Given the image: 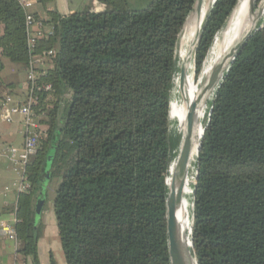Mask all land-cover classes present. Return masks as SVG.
I'll return each mask as SVG.
<instances>
[{
  "label": "trees",
  "instance_id": "obj_1",
  "mask_svg": "<svg viewBox=\"0 0 264 264\" xmlns=\"http://www.w3.org/2000/svg\"><path fill=\"white\" fill-rule=\"evenodd\" d=\"M96 1L104 12L49 14L55 35L40 49L57 52L48 79L55 94L42 98L48 130L28 165L31 191L18 198L19 254L40 264L36 199L52 156L67 264H170L167 180L180 146L170 134L171 93L197 0ZM238 2L216 0L209 12L195 52L197 78ZM0 28L1 75L3 58L30 60L19 0H0ZM211 109L197 157L192 254L198 264H264V29L238 54Z\"/></svg>",
  "mask_w": 264,
  "mask_h": 264
},
{
  "label": "built area",
  "instance_id": "obj_2",
  "mask_svg": "<svg viewBox=\"0 0 264 264\" xmlns=\"http://www.w3.org/2000/svg\"><path fill=\"white\" fill-rule=\"evenodd\" d=\"M36 0H19L26 15L27 47L30 60L25 66V99L17 102L9 96L0 102L2 122L14 123L17 119L22 125L24 141L20 147L6 146L0 149V158H5L12 171L17 175V194H29L32 183L28 175V165L40 149L42 137L48 129V117L40 110L42 98L50 99L55 94L53 83L49 82L50 72L54 68L57 52L55 49H40L41 42L50 41L55 35V25L49 19H36L29 9ZM218 37V36H217ZM215 38V40L217 39ZM214 40V42H215ZM18 199L11 221L0 222V236L7 237L15 244V264H26L19 254L21 246L15 226L20 223L17 217Z\"/></svg>",
  "mask_w": 264,
  "mask_h": 264
},
{
  "label": "bare ground",
  "instance_id": "obj_3",
  "mask_svg": "<svg viewBox=\"0 0 264 264\" xmlns=\"http://www.w3.org/2000/svg\"><path fill=\"white\" fill-rule=\"evenodd\" d=\"M213 1L214 0H210L208 8H206V6L204 5L201 12L193 13L188 19V23L186 22L187 25L185 24L186 35L185 37H183V42L181 40L182 37L180 38L178 46V56L176 54L177 61L178 57L179 60L180 58L183 60L184 63L182 67L185 70V78L183 83L180 76L177 80V94L181 96V100L180 102L171 101L172 103L170 104V122L177 123V133L182 135L181 141L184 139L186 134L187 115L189 108L195 103L198 104L197 125L195 127L193 137V149L189 160L187 177L183 191V198L177 214V224L180 234L183 240L188 242L190 241L189 235H191L192 219L189 211L190 205L186 202V198L193 196L191 182L192 175L189 169L192 168V166L197 161L198 149L202 141V136L204 133V124L207 118V108L212 96V92L206 90L208 79L212 70L216 66H218L221 61H223L229 56L230 52L232 51L234 46L239 42L241 37L251 28L254 20V15L252 14V12H247L249 0H240L233 14L228 20L225 30L220 33L219 36L217 35L218 37L213 43V46L210 49L209 54L205 60L202 75L197 80L196 74L194 73L195 67H193V65H191L190 63V53L193 52V47L200 32V27L207 11L211 8ZM259 6H261V9H264V0L255 2V10H257ZM182 47L185 49L182 50ZM178 64L180 65L179 61ZM177 74L178 71L176 72V75ZM176 75L174 77V81ZM172 95L173 92L171 93V97ZM176 162L177 161H175L171 167V173H173L175 170ZM192 170L194 175L195 168H193ZM171 180L172 179L170 176L167 180L169 185L171 184ZM193 264H195V262H193Z\"/></svg>",
  "mask_w": 264,
  "mask_h": 264
},
{
  "label": "water",
  "instance_id": "obj_4",
  "mask_svg": "<svg viewBox=\"0 0 264 264\" xmlns=\"http://www.w3.org/2000/svg\"><path fill=\"white\" fill-rule=\"evenodd\" d=\"M256 1L258 2L260 0H249L248 2L247 12L248 11L252 12V14L254 15V20H253V24L251 28L241 37L239 42L234 46V48L230 52L229 56L225 58L223 61H221L219 65L216 66L212 70L209 76L206 90L209 92H212V94L216 92L218 88L220 87L221 83L224 80L225 74L229 71L231 65L235 62L238 54L242 51V49L248 44V42L251 40V38L256 33L264 29V16H263L264 9H261V6H259L258 9L255 10ZM215 2L216 0L213 1L211 8L207 11L204 17V20L200 28V32L198 34L197 40L193 47L194 53L196 52L197 46L201 39V33L203 30L204 22L209 12L215 5ZM209 3H210V0H197L190 16L195 12H198V13L201 12L204 5L206 6V8H208ZM190 16L188 17V19L190 18ZM225 28L222 30V32L225 30ZM193 52H192V55H193ZM180 77L183 83L184 78H185V70L183 67H180ZM197 112H198V104L195 103L190 106L189 111H188L186 134H185L184 139L182 141L180 140L179 155L176 158L177 162H176L175 170L173 173L170 172V176L172 179L171 184L169 185L167 181L169 194L167 198V217L166 219H167L168 251H169L170 264H193V262H195V264H198L196 258L192 254V250H191L193 248L192 241L190 240L188 242V241L183 240L180 234L179 228H178V224H177V214H178V210L180 208L182 198H183V191H184L185 181L187 177L189 160H190L192 149H193V137H194L195 127L197 125ZM211 112H212V109H210L209 114H208V122L210 120ZM204 132H205V127H204ZM203 136H204V133H203ZM57 141H58V138H56L53 143L54 148H55ZM200 151H201V143L198 149L197 157ZM51 159H52V156H49L47 167L42 175L44 183L37 190L38 195H37V200H36V222L39 221V218L42 212L43 204L45 201L46 186L51 180V176H50ZM197 177H198V166L196 169V180H197ZM193 207H194V204H193ZM191 233H192V227H191ZM188 245H191V246H188Z\"/></svg>",
  "mask_w": 264,
  "mask_h": 264
},
{
  "label": "crops",
  "instance_id": "obj_5",
  "mask_svg": "<svg viewBox=\"0 0 264 264\" xmlns=\"http://www.w3.org/2000/svg\"><path fill=\"white\" fill-rule=\"evenodd\" d=\"M105 9L106 7L98 3L96 0H55L54 3H49L47 5L38 3V0H36L34 2L33 7L29 9V12L33 15H37L39 19H51L49 14L52 12H55L62 16H67L85 10L101 13L104 12ZM0 34H3V30L1 28H0ZM24 77L25 80L19 88H17L14 84H11L6 87L7 93L9 94L13 93L15 100L18 102H23L25 99V91H24V85L26 81L25 66H24ZM2 88H3V84L2 81L0 80V91L2 90ZM2 100L3 98L0 95V102ZM12 124L14 125L16 124V126L13 127L11 126ZM12 124H9L10 126H5L4 122H0V149L5 146L20 147L24 141L22 134V125L19 119H17ZM0 166H2L4 170L0 172V178H1L0 180L3 179L5 180V178L8 177V173H14L10 168L8 161L5 158H0ZM11 179L12 178L10 176L8 180L11 181ZM16 183H17V175H16V179H13L9 183V185H6L1 193V195L3 194L2 196L4 200L2 203H0V222L11 221L13 215L12 211L18 199ZM53 231H54V235H56V230L54 228ZM43 234L45 235V232H43ZM43 234L38 242L39 260H40V264H50V257L53 251L51 250L50 240L47 237L43 236ZM64 259L65 256L59 257V263L57 262V264H67L66 259L65 260ZM0 264H15V244L11 242L7 237H1V236H0ZM27 264H33V263L29 261Z\"/></svg>",
  "mask_w": 264,
  "mask_h": 264
},
{
  "label": "rangeland",
  "instance_id": "obj_6",
  "mask_svg": "<svg viewBox=\"0 0 264 264\" xmlns=\"http://www.w3.org/2000/svg\"><path fill=\"white\" fill-rule=\"evenodd\" d=\"M185 30H186V27H185L184 31L182 32V36H181L182 37L181 38L182 42H183V37H185V35H186V31ZM178 46H179V44H178ZM184 49L185 48L182 47V50H184ZM190 54H191L190 63H191V65H193V67H195V55H194L195 53L193 52V55H192V53H190ZM177 56H178V48H177ZM178 61H179L180 65L178 64ZM178 61H177L178 69H180V66L182 67L184 62H183V60L181 58L179 60V57H178ZM3 63H4V71L2 72V74L0 76V80L2 81V84H3V88L0 91V95H1V97L3 99L6 98V97H9V96L14 98V94L13 93L12 94L7 93L6 87L11 85V84H14L17 88H19L22 85V83L25 80V77H24V65L18 64V63H14V62L10 61L7 58H3ZM194 73L196 74L195 68H194ZM201 75H202V73H201ZM179 76H180V73H179V70H178V74L176 75V78H175V81H174V89L172 91L173 92V95L171 97V101L172 102H180V100H181V96L177 94V92H178V82H177V80H178ZM199 78L196 77L197 80ZM215 93L216 92H214L212 94V96H211V99H210V102H209V105H208V108H207V116H208L209 111L211 109V105H212V102L214 100ZM207 118H206V120H207ZM0 122H2L1 116H0ZM5 126H10V125L5 123ZM11 126L14 127V126H16V124L15 125L12 124ZM46 130H48V129H46ZM170 134H171L172 138L175 139L177 137H180V140H181L182 135L177 133V123L170 122ZM42 139H43V137H42ZM42 139H41V142H40V146L42 144ZM178 153H179V149L175 152V155L177 156ZM175 161L176 160H174L173 163ZM193 168H195L194 175H193V170H192ZM196 169H197V161L192 166V168L189 169V171L191 172V175H192L191 182H192L193 194H194V187H195V184H196ZM2 171H4L3 167L0 166V172H2ZM10 176L12 178L11 181L13 179H16V175L14 173H8V177H6L5 180L4 179L0 180V203H2L3 200H4V198L2 196L3 194L1 195L2 191L4 190V187L6 185H9V183L11 182L10 180H8V178ZM60 182H61L60 178L56 177V178L51 179L49 181V183L47 184L46 191H45V201H44L42 212H41V215H40V218H39V220L41 221V224H43L42 225V234H43V232H45V235L43 234V236L47 237L50 240L51 250L53 251V253H52L51 257H50V264H51V259H53L55 264H57V262L59 263V257L64 256L63 255L62 246H61V242L59 240V232H58L57 221H56L55 214H54V201H55V198H56V192H57V189L59 187ZM186 202L190 205L189 211H190V215H191V219H192L193 196H191L189 198H186ZM12 217H13V215H12ZM53 228L56 230V235H54Z\"/></svg>",
  "mask_w": 264,
  "mask_h": 264
}]
</instances>
